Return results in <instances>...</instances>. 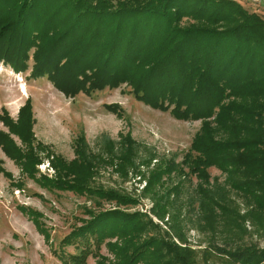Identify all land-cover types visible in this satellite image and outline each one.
<instances>
[{
    "label": "trees",
    "instance_id": "16d2710c",
    "mask_svg": "<svg viewBox=\"0 0 264 264\" xmlns=\"http://www.w3.org/2000/svg\"><path fill=\"white\" fill-rule=\"evenodd\" d=\"M0 64L14 74L45 78L65 98L126 84L148 108L174 120L200 121L177 162L158 158L129 132L103 136L96 151L79 132L67 160L35 139L29 99L15 120L1 111L7 132L0 131V149L20 174L47 191L91 201L81 206L85 217H77L78 224L53 249L62 264H86L88 257L94 264H264V247L253 243L192 248L170 210V195L181 184V179L172 182V175H193L203 201L200 213L212 222L224 198L212 197L204 187L207 168L214 167L249 203L246 214L255 211L264 219L261 17L234 0H0ZM103 107L120 117L117 105ZM44 159L50 174L37 169ZM99 166L123 179L143 180L139 194L95 182ZM0 172L22 188L1 166ZM139 196L148 197L150 207L129 210ZM19 208L48 241L40 213ZM102 245L111 260L99 253Z\"/></svg>",
    "mask_w": 264,
    "mask_h": 264
},
{
    "label": "rangeland",
    "instance_id": "374dc122",
    "mask_svg": "<svg viewBox=\"0 0 264 264\" xmlns=\"http://www.w3.org/2000/svg\"><path fill=\"white\" fill-rule=\"evenodd\" d=\"M238 4L264 21V0L259 3L238 0ZM27 73L14 74L0 64V113L4 109L15 120L18 109L29 99L35 139L67 160L73 156V139L79 132H83L92 151L98 149L103 136L115 139L120 133L129 132L143 147L153 149L158 158H174L177 162L200 126V121H178L168 113L148 108L132 96L126 84L113 89L104 88L89 96L79 93L65 98L45 78L32 79ZM111 104L119 107L120 117L104 109V105ZM0 131L7 132V128L0 124ZM141 152L142 149L138 154ZM0 161V166L11 174L12 180L22 182V188L16 189L0 172V264H62L53 249L57 248L61 236L72 225L78 224L76 218L85 217L81 206L91 205V201L71 192L47 191L40 187L20 174L18 165L5 157L1 149ZM98 168L95 182L132 196H137L144 184L135 176L123 179L110 171V167ZM37 169L51 173L46 159L37 165ZM207 172L209 183L204 187L212 197H224L220 204L222 208L215 209L212 222L205 220L200 213L198 204L203 201L194 190L197 179L193 175L187 179L172 175L171 179L172 182L181 179L177 193L173 197L170 195L173 202L170 210L175 212L189 245L202 248L208 243H227L228 246L253 243L264 247L263 217L255 211L246 214L247 208L251 209L249 203L231 187L223 173L214 167L207 168ZM138 200L129 210L144 211L150 207L148 197L139 196ZM19 206H28L40 213L38 220L49 234L48 241ZM152 219L157 221L154 217ZM66 250L72 248L66 247ZM99 253L108 260L112 259L103 245ZM94 260L88 257L86 264H94Z\"/></svg>",
    "mask_w": 264,
    "mask_h": 264
},
{
    "label": "built area",
    "instance_id": "2783aa9c",
    "mask_svg": "<svg viewBox=\"0 0 264 264\" xmlns=\"http://www.w3.org/2000/svg\"><path fill=\"white\" fill-rule=\"evenodd\" d=\"M234 1H238V0H234ZM242 1H249L251 3H259L260 0H242Z\"/></svg>",
    "mask_w": 264,
    "mask_h": 264
}]
</instances>
